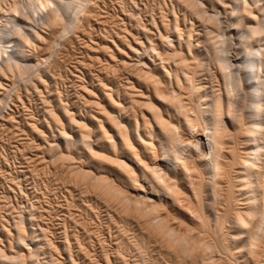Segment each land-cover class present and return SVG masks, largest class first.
I'll list each match as a JSON object with an SVG mask.
<instances>
[{"label": "bare ground", "instance_id": "obj_1", "mask_svg": "<svg viewBox=\"0 0 264 264\" xmlns=\"http://www.w3.org/2000/svg\"><path fill=\"white\" fill-rule=\"evenodd\" d=\"M115 1L106 30L97 1L0 0V106L48 89L46 61L72 36H90L98 68L78 71L84 111L51 96L44 124L27 123L45 144L42 192L0 219V264H264V0H174L193 21L168 9L147 26L137 2ZM46 164L69 179L54 182L57 209Z\"/></svg>", "mask_w": 264, "mask_h": 264}, {"label": "rangeland", "instance_id": "obj_2", "mask_svg": "<svg viewBox=\"0 0 264 264\" xmlns=\"http://www.w3.org/2000/svg\"><path fill=\"white\" fill-rule=\"evenodd\" d=\"M95 1H97V5L98 6H100V10H101V14H103V16L101 17L102 19L101 20H104V24H107V26H106V30L107 29H112L111 27V24H110V22H112L113 20H114V18H116V17H114V16H117V18L115 19V21L117 20H119V18L121 17V11H120V6H119V4L114 0H93V2H94V4H96V2ZM111 1V2H110ZM135 2H137V3H134V4H131L130 6L133 8V10L135 11V13L137 14V12H139L138 13V15H139V17L142 19V21H141V23L142 24H144V25H146L147 26V23H149L148 21H149V19H148V17H150L149 15L150 14H152V15H154V16H157V15H159L160 14V12L162 11L163 13H166V11H168V9H169V11H171L170 13H175V14H177L178 15V17H182V16H184L183 17V19L185 20V22H189L190 21V19L191 18H189L188 16V14H186L187 12L185 11V9L183 10V7L181 8V6H179V4L178 3H176L174 0H134ZM141 3H140V2ZM114 2H116V3H114ZM163 4H162V3ZM111 3V4H110ZM118 4V5H117ZM136 4V5H135ZM165 4V5H164ZM103 5V6H102ZM132 5H134V6H132ZM158 5V6H157ZM172 7H171V6ZM176 5V6H175ZM164 6H166V7H164ZM145 7V8H144ZM102 8V9H101ZM165 8H166V10H165ZM139 10V11H138ZM155 10V11H154ZM164 10H165V12H164ZM183 10V11H182ZM137 11V12H136ZM148 11V12H147ZM153 11V12H152ZM158 11H160V12H158ZM140 12H141V14H140ZM184 13V12H186L185 14H182V13ZM120 13V15H118ZM109 14V15H108ZM111 14V15H110ZM156 14V15H155ZM180 14H182V16H180ZM147 15V16H146ZM151 15V16H152ZM185 15H188V16H185ZM106 17L107 18H109V19H106ZM114 17V18H113ZM119 17V18H118ZM186 18H187V20H186ZM111 19H112V21H111ZM141 19H139V20H141ZM188 19H189V21H188ZM106 20V21H105ZM192 20V19H191ZM91 21H92V23H91ZM108 21V22H107ZM110 21V22H109ZM193 21V20H192ZM106 22V23H105ZM144 22V23H143ZM132 23V22H131ZM89 24L90 25H87V30H88V33H90V35L92 36V40L94 39L95 41H97L98 42V40L99 41H101V40H103V34H104V27H96V24H95V22L93 21V18H90L89 19ZM194 24V26L196 27V25L198 24V25H200L199 23H197V22H194L193 23ZM196 24V25H195ZM127 25L130 27V25H131V27H130V29H132L133 31H135L134 33H138V31L139 30H137L136 28H135V25L132 23V24H129V22L127 21ZM197 25V26H198ZM92 26V27H91ZM93 26H94V28H93ZM193 26V27H194ZM91 27V28H90ZM108 27H110V28H108ZM93 28V29H92ZM100 29V31L102 32L103 31V33H101L100 31H99V29ZM103 28V29H102ZM200 28V26H198L197 28H194V30L196 29V31H195V33L196 32H198L197 30ZM92 29V30H91ZM94 29H96V30H94ZM201 29V28H200ZM199 29V30H200ZM91 30V31H90ZM98 30V31H97ZM93 31V32H92ZM97 31L98 33H96V34H98L97 36H96V34H95V32ZM140 32V31H139ZM91 33H93V34H91ZM141 33V32H140ZM95 34V35H94ZM94 35V36H93ZM101 35V36H100ZM70 36V35H69ZM72 36V35H71ZM96 36V37H95ZM98 37V38H97ZM72 38V40L71 41H73L72 42V44H70V43H67L66 45L67 46H58L59 48H60V50H58L59 48L56 46V50H57V55H56V57H54L53 58V61L51 60L50 62L48 61H46V64H49V63H51V64H49V65H47L49 68H50V71L52 72V74H55V75H53V77H54V80L51 82V84H52V87H50L51 86V84L49 85V87H48V89L47 88H43V90H42V88H39L40 89V91H39V95L38 94H36L35 92L33 93V92H31V94L29 95V97H27L28 98V100H25L24 101V106H21V105H17V107H15V106H9V108H5L4 106H0V175H3V176H0V219H3V220H5L4 218H7V216H8V211H9V209L11 208H15V209H20L21 207H27V206H29L33 201L35 202V200H36V197H38L39 196V194H41L40 192H42V186H41V182H40V180L39 179H37V175H35V173L34 172H37V170H38V168H39V170H40V167L42 166V164H43V162H42V164L39 162V161H43V160H47V156L45 155V144H44V142L42 143V141H39L38 139H37V141H35L36 139H34V138H36L35 137V135H33V133H32V131L30 130V129H28V124L27 123H29V121H32V119H35V121L33 120L32 122H35L36 123V126L37 127H40V123H42V124H44V110H45V108L47 107V105H51V107L53 106L54 107V102H53V97H51V96H54L55 98H59V97H61L60 99H62L61 100V102H62V104L63 105H65V104H67V106H70L71 108H72V106H73V108L74 107H76L75 109H77L79 112H82L81 110H85V106L83 107V105H84V101L82 100L83 98L82 97H80L82 94H81V90H79V88H80V86H79V83L78 82H80L81 81V79L79 78H77L78 76L80 77L81 76V74L83 73H89L90 75H93L94 76V79L95 80H97L96 79V76H95V74L97 75V73H96V69H98V68H95V67H97V65H96V63L94 64V63H91L90 61L88 62V60H89V52H88V50L85 48V46H84V43H85V41H86V43H89V41L88 40H90V36H86V38L84 39V41H83V43L82 42H77L76 41V38L74 37V36H72L71 37ZM88 38V39H87ZM96 38V39H95ZM107 38V37H106ZM91 40V41H92ZM93 40V41H94ZM82 43V44H81ZM72 45V46H71ZM78 45V46H77ZM63 47V48H62ZM68 47H69V49H68ZM82 47H84V48H82ZM42 48H44L43 46H41V50H38V51H41V53H43L42 51H44V49H42ZM62 48V49H61ZM66 48V49H65ZM71 49V50H70ZM76 49V50H75ZM84 49V50H83ZM87 50V51H86ZM60 51V52H59ZM61 51H63V52H61ZM65 51H67V52H65ZM69 51H70V53H69ZM80 51V52H79ZM59 52V53H58ZM67 53V54H66ZM60 54H61V56H60ZM68 54H69V56H68ZM86 54H88L87 56H86ZM59 55V56H58ZM65 55V56H64ZM46 56V54L45 53H43V58ZM67 56V57H66ZM75 56V57H74ZM34 57V58H33ZM32 57V61H34V62H36L35 60H37V56L36 55H34ZM61 57V58H60ZM87 57V58H86ZM59 58V59H58ZM55 60V61H54ZM77 61V62H76ZM80 61V62H79ZM82 62V63H81ZM54 63V64H53ZM77 63V64H76ZM81 65H80V64ZM86 65H85V64ZM91 63V64H90ZM58 64V65H57ZM78 64H79V66H78ZM82 64H84L83 66H82ZM94 64V65H93ZM51 65V66H50ZM54 65V66H53ZM56 65V66H55ZM87 65H89V67L87 66ZM72 66V67H71ZM81 66H82V68L83 69H81ZM84 66H85V68H84ZM90 66H91V68L93 69H91L90 68ZM95 66V67H94ZM88 67V68H87ZM57 68V69H56ZM87 68V69H86ZM89 69H91V70H89ZM68 70V71H67ZM86 72H85V71ZM96 70V71H95ZM55 71H56V73H55ZM59 71V72H58ZM81 73H79V72ZM88 71H90V72H88ZM126 72H124V73H121L120 75H118V77H112V74L110 73L109 75H107L108 76V78L110 79V82L111 83H114L116 86H118V85H120V83H121V81H122V83H123V78L126 76ZM59 77H61V75H62V77L61 78H59ZM119 76H121V77H119ZM59 79H58V78ZM75 77V78H74ZM67 78V79H66ZM117 78V79H116ZM88 78L86 77L85 78V82L84 81H82L84 84H88V83H90V81H88L87 80ZM113 79H116V80H114L113 81ZM119 79V80H118ZM80 80V81H79ZM113 82H112V81ZM118 80V81H117ZM78 81V82H77ZM88 81V82H87ZM74 82V83H73ZM87 82V83H86ZM94 83L93 84H96V82L95 81H93ZM118 82V83H117ZM54 83V84H53ZM72 83H73V85H72ZM121 83V84H122ZM77 84V85H76ZM113 84V85H114ZM89 85V84H88ZM88 85H87V87H88ZM114 85V86H115ZM90 86H93V85H91V83H90V85H89V87ZM79 87V88H78ZM53 89L54 91L53 92H51V93H55V94H49L50 93V91H52V90H49V89ZM46 91H45V90ZM76 90V91H75ZM78 90V91H77ZM41 93V94H40ZM48 93V94H47ZM80 93V94H79ZM74 94V95H73ZM32 95V96H31ZM38 95V96H37ZM41 95V96H40ZM67 95V96H66ZM69 95V96H68ZM40 96V98L38 99V97ZM74 96V97H73ZM80 97V98H79ZM45 98V99H44ZM67 98V99H66ZM70 98V99H69ZM78 98V99H77ZM82 98V99H81ZM42 99V100H41ZM52 99V100H51ZM45 102H44V101ZM80 100V101H79ZM41 101V102H40ZM43 101V102H42ZM66 101V102H65ZM74 101H76L75 103H74ZM83 101V102H82ZM46 102L48 103L47 105H44V104H46ZM50 102V103H49ZM28 103V104H27ZM70 103H72V104H70ZM83 103V104H82ZM74 104H76V105H74ZM40 105V106H39ZM23 107V108H22ZM41 107V108H40ZM48 107H50V106H48ZM52 107V108H53ZM70 107H68V108H70ZM70 108V109H71ZM11 109V110H10ZM83 110V111H84ZM11 112V113H10ZM8 113V114H7ZM9 115V116H8ZM10 115L11 116H13V118H14V120H15V122L16 123H11V121H8L7 119L10 117ZM44 115V116H43ZM15 116V117H14ZM28 117V118H27ZM29 117H31L30 119H29ZM40 118V119H39ZM4 120V121H3ZM40 122V123H39ZM31 133H30V132ZM49 131V130H48ZM50 132H52V133H50ZM22 133V134H21ZM46 134H47V138H46V140L47 139H49V140H47L48 142H50V141H52L54 138H56V132L54 131V129H53V127L51 126V131H49V132H47L46 131ZM55 135V136H52V135ZM51 136H52V140H50L51 139ZM24 138V139H23ZM32 138V139H31ZM23 139V140H22ZM26 140H27V143H25L26 142ZM33 140V141H32ZM30 141H32V142H34L35 144H34V146H33V143H31V145H26L27 146V148H26V146H25V144H28V143H30ZM24 142V143H23ZM36 143H37V145H36ZM42 143V144H41ZM44 144V145H43ZM43 145V146H42ZM22 146H25V147H22ZM39 148V149H37V147ZM33 147V148H32ZM41 147V148H40ZM42 147H43V149H42ZM34 148H36V149H34ZM26 149H28V150H26ZM18 150H19V152H18ZM23 150V152H21ZM27 151V152H26ZM25 152V153H24ZM22 153V154H21ZM44 153V154H43ZM25 156H24V155ZM35 155H37V156H35ZM23 157V158H21V157ZM42 156V157H41ZM24 157H26V158H24ZM37 159H35V158ZM39 157H41V159L43 158V160H40V158ZM31 158V159H30ZM46 158V159H45ZM35 159V160H34ZM25 160H27V161H25ZM28 160H29V162L30 161H32V162H30V163H28ZM26 163H27V165H26ZM32 163V164H31ZM39 164H40V166H39ZM36 165H37V167H36ZM47 165V164H46ZM36 168H35V167ZM48 166V168L47 169H49V170H52L51 169V167L49 166V164L47 165ZM4 168V169H3ZM33 170H32V169ZM1 169H2V171H1ZM37 169V170H36ZM4 170V171H3ZM20 170V171H19ZM27 170V171H26ZM38 170V171H39ZM22 171H25V172H22ZM34 171V172H33ZM53 171V174L52 175H50V176H48L47 177V179H45L46 181H47V186H50L51 184H52V187L50 186V188H49V191H51L52 190V188H53V186H54V188H55V183L56 182H58L57 184H58V187H61V183H63V184H65V182H66V184L68 183L69 184V179L68 178H64L65 176H64V174L61 172V171H59V168H58V170L57 171H55V169H53L52 170ZM51 171V172H52ZM3 172V173H2ZM6 172V173H5ZM14 172V173H13ZM16 172V173H15ZM61 172V173H60ZM2 173V174H1ZM30 173V174H29ZM9 174V175H8ZM24 175V176H23ZM27 175V176H26ZM59 175V176H58ZM63 175V176H62ZM56 176H57V178L59 177V179H56ZM3 177H5V178H3ZM10 177H11V179L13 178V181H16V185H18V187L19 188H15L13 185L15 184H10V183H12V182H10L9 183V181H11V179H10ZM28 177V178H27ZM33 177V178H32ZM35 177V178H34ZM15 178V179H14ZM20 178V179H19ZM55 180H54V179ZM62 178V179H61ZM4 179V180H3ZM18 180H19V182H18ZM21 180V181H20ZM60 182H59V181ZM66 180V181H65ZM52 181V182H51ZM56 181V182H55ZM64 181V182H63ZM29 182V183H28ZM55 182V183H54ZM9 183V184H8ZM60 183V184H59ZM27 184V185H26ZM33 184V185H32ZM6 186H8V187H6ZM39 186V187H38ZM11 188H12V190H11ZM8 189H10V190H8ZM17 189V190H16ZM28 189V190H27ZM56 189V195L54 196L53 194H51V192H48V193H46L47 195H46V198H47V200L48 199H50L49 200V202H52L53 204H54V206H55V208H56V205L58 204V203H63V201H61L62 199H63V197H64V194H65V192H64V189H62V188H60V189H58V188H55ZM58 189V190H57ZM20 190V191H19ZM6 191V192H5ZM12 191H15V192H12ZM32 191V192H31ZM57 191H59L58 193H57ZM9 192V193H8ZM12 192V193H11ZM62 192V193H61ZM64 192V193H63ZM20 193V194H19ZM31 193V194H30ZM21 194L23 195V196H21ZM38 194V195H37ZM3 195V196H2ZM30 195V196H29ZM60 195V196H59ZM24 196H26V197H24ZM58 198H57V197ZM4 197L6 198V199H4ZM53 197V198H52ZM2 198H3V200H2ZM10 198V199H9ZM27 198V199H26ZM35 199V200H34ZM5 200V201H4ZM7 200V201H6ZM15 203H14V202ZM60 201V202H59ZM5 202V203H4ZM8 204H7V203ZM56 202V203H55ZM21 203V204H20ZM30 203V204H29ZM3 204V205H2ZM10 204H13V205H10ZM19 204V205H18ZM5 206V207H4ZM21 206V207H20ZM58 206V205H57ZM7 207V208H6ZM6 208V209H5ZM54 208V209H55ZM6 211H5V210ZM57 209V208H56ZM56 209L54 210V211H52V212H54V213H52L51 212V214H53V215H51V218H53L52 216H54V214H58L59 215V213L56 211ZM7 214V215H6ZM62 214V213H61ZM59 221H57V223H58ZM53 223H55L56 224V221H54L53 220Z\"/></svg>", "mask_w": 264, "mask_h": 264}]
</instances>
